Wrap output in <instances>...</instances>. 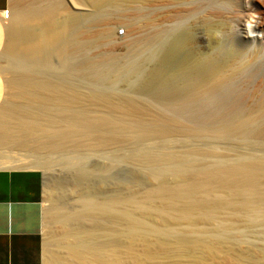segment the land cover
Here are the masks:
<instances>
[{"label":"rangeland","instance_id":"rangeland-1","mask_svg":"<svg viewBox=\"0 0 264 264\" xmlns=\"http://www.w3.org/2000/svg\"><path fill=\"white\" fill-rule=\"evenodd\" d=\"M55 3L56 0H12L18 17L24 18L36 12L40 5L49 7L58 24L64 15L57 4L54 7ZM238 3L236 0L231 5L218 4L217 0H158L144 4L139 12L137 7L140 5L126 6L120 1L104 10L106 23L108 20L109 23L117 22V18L129 15L144 17L140 23L143 28L138 35L142 37L139 43L142 45L130 52L112 49L110 39L98 36L89 45L79 48L71 37L75 31L73 25L70 30L73 33L69 31L59 35L55 42L48 41L53 44L42 42L40 47L43 52L27 49L22 62L14 63L20 64L19 68L8 66L9 61L5 58H13L14 55L5 52L0 66L11 68V81L18 83H11V92L7 94L10 102L6 104L11 105L8 113L12 112L11 120L14 121L10 120L11 126L7 125L11 132L1 135L11 137V143L0 140V160L11 163L9 166L4 164V167L32 168L43 173V235L44 241H49L44 242L45 253L51 246L50 238L60 227L57 221H53L47 224L51 225L49 228L45 225L46 220H51L57 211L66 209L73 212V209L83 208L86 199L78 189L70 190L69 185L72 178L85 169L93 184L105 191L113 190V184H116L103 182L107 175H119L121 179L126 176L123 181L135 176L145 178L147 184L142 186L144 188L133 190L131 185H127L123 191L139 202L146 200L147 191L156 188L162 181L169 182V177L172 180L168 183L169 187L189 184L197 187L196 190H203L199 192L202 193L200 197H208L209 194L204 191L212 187V200L221 201L222 206L215 216L199 218L198 225L196 223L197 226L192 227L201 226L208 231L221 229L223 234L227 232L224 238L240 246V250L249 249L253 257L264 263V41L255 45L246 39L242 26L248 11L240 5L241 1ZM87 9L79 7L80 11ZM260 15L264 25V6ZM104 26L95 24L98 30ZM120 29V35L126 36L123 34L126 28ZM211 29L217 30L218 35L211 33ZM116 32L119 33V27ZM182 41L190 42L188 44L196 58L200 59L201 66L198 69L194 67L190 77L176 76L169 83L170 87L147 86L146 80L152 77L150 74L166 64L170 48L175 42ZM211 67L222 70L216 80H210L208 86L205 85L206 89L205 86L197 89L190 84L197 76H205ZM168 68L164 70V75L169 78L171 70ZM21 81L46 82L48 85L34 86L29 82L21 84ZM20 89L30 92L27 91V95L21 92V98ZM32 90L38 96L30 94ZM37 90L40 93L43 90L41 95ZM59 92L63 99H58ZM28 94L33 96L29 99ZM42 94L49 99H42ZM26 122L31 124L28 125L30 129ZM22 141L24 143L21 144ZM43 141L49 146V142H58L52 148L48 145L47 148L38 147L37 143ZM7 154L11 157L8 158ZM67 187L70 192H67ZM226 197H234L239 202L236 208L228 206L230 203L225 201ZM248 199L252 203L256 201L252 208L243 203ZM193 216L199 217L198 214ZM171 220L169 225L175 229H184L188 223L178 216H173ZM98 230V241L113 237L105 229L100 230L105 233ZM246 260L243 264L254 263L249 258Z\"/></svg>","mask_w":264,"mask_h":264},{"label":"bare ground","instance_id":"bare-ground-1","mask_svg":"<svg viewBox=\"0 0 264 264\" xmlns=\"http://www.w3.org/2000/svg\"><path fill=\"white\" fill-rule=\"evenodd\" d=\"M120 1L124 2V4H126V6L130 5V4H136L138 6L140 5L139 7H137V10L140 12L141 7L144 8V6H143L144 4L151 3L154 1H158V0H70V2L65 1V0H56L54 7H56V4H57L58 7H60V10L61 9L63 10L62 12L64 15V16L62 15L64 18L58 24L54 20L55 19L54 13L51 12L50 9H49L50 11L48 10L49 7L45 8V7L39 5L38 10L36 12H34V13L24 17V18H20L17 16L16 10H15L17 7L15 8L14 6H12L11 16H10V18L6 24H7V28H9L8 30H10L8 35H7L8 36L7 45L8 44L10 45V48H11L10 52L14 56H13V58H11V56H10L11 59H9V57L5 58L6 61H9L8 66L12 65V67L19 68L20 64H18V63L22 62L24 54H25L24 52H26L27 49L31 48L34 51L36 50L38 53L41 52L43 50L40 47V46H42V44H41L42 42L47 43L50 40L54 41V39L58 38L59 35H62V34L64 35V34L68 33L71 30L72 25L75 28V31H74V33H73V30H72V32L70 31L71 33H73L71 35V37H72V40L76 41L78 46H80L79 48H81V47L84 48V46L89 45L92 42L93 38L95 36H98L101 39H110L111 43L109 45L112 47V49H115V50L119 49L121 51L126 50V51L130 52L131 50L135 49L136 46L142 45V44H139L141 41V39H140L141 36L138 37V35H139V31L142 30V28H143V25H140V23L142 21V18H144V17H142L141 15L137 16V17L127 15L128 17L117 18L116 19L117 22H110L109 23L110 20H108V22L106 23L107 19H106V15H104V10L108 6L114 5ZM236 1H237V3H238V1H241L240 5L242 4L243 7L245 8V10L248 11V13H246V15H245L246 20L243 22L244 24L242 26V30L245 33L244 35L247 36L246 39L248 41H250V43H252V44H255L256 42H259V41H264V25L261 22V15H260V11L264 6V0H236ZM51 3H52V1H51ZM217 3L218 4H224V5H231V4H234V0H222V1L217 0ZM120 5H121V3H120ZM79 7H85V9L86 8H88V9L86 11H82V10L80 11ZM234 8H235V6H234ZM105 13H106V11H105ZM132 17H134V18H132ZM243 18H245V17L243 16ZM73 23L75 24V26ZM96 23H101V24H104L105 26L103 29L100 28L101 30H98L97 28H95ZM240 23H242V22L240 21ZM20 25H22V26L20 27ZM249 25L251 27H249ZM117 27H119V33L116 32ZM122 27L126 28V30L123 31V34H126V36H124V37H122L120 35V31H121L120 28H122ZM215 29L214 30L211 29V33H215V35H216L217 30H215ZM236 29H239V28H236ZM219 31H221V30H219ZM191 34H189V35H191ZM219 34H220V32H219ZM217 35H218V33H217ZM259 35H262V36H259ZM191 36H190V38H191ZM213 37L216 38L217 36H213ZM142 40H144V39H142ZM67 41H68V39H67ZM186 41H188V40H186ZM48 43L53 44L51 42H48ZM188 43H190V42H185V41L183 42L182 41L180 43L178 42L177 44L175 42V45H173L174 47L172 49L170 48L171 51L169 52V54H167V59H165L166 64L165 63H164L165 65L163 64L165 67L162 66L158 69L156 68L152 72L154 75L152 73L150 74V75H152V77L149 78L148 80H146L147 86L153 85V86H157L160 88L164 87V86L167 87V85H169V83L172 80H174V78L176 76H178V77L183 76L184 78H187V76L190 77L191 76L190 72L192 73L193 68L197 66L196 69H198V66H201L202 63H200V59L196 58V55H194L192 48H190V45ZM66 44L68 45V43H66ZM48 53H49V50H48ZM114 53H116V52H114ZM11 60L13 61L12 64H11ZM192 61H193V63H192ZM15 62H18V63L14 64ZM201 62H203V60H201ZM206 62H207V60H206ZM194 63H195V65H194ZM8 66L7 67H1L0 66V67H1V69L5 68V70L9 69L11 72V68H8ZM189 66H190V68H189ZM168 67L171 70V72H170L171 75L169 76V78H168V75H167V77H166V75H164V70L166 71V69ZM208 70H209V72L206 71L205 72L206 75L204 74L205 76H203V75L201 77L197 76V78H195L196 77L195 76L194 77L195 79H192L191 80L192 83H190V84H192L193 87L194 86L197 87V89H198V87L200 88V87H203L205 85L208 86L207 85L208 82L210 80L215 79L217 76H219L221 74L220 72L222 69L220 70L218 68H212L211 67V69H208ZM6 72L8 73V71H6ZM6 75H8V74H6ZM10 75H11V73H10ZM12 78H9V79H12ZM6 79H7V76H6ZM9 79H7V80H9ZM4 80H5V78H4ZM28 82L30 83V85H34V86L35 85L43 86L46 84L48 85V83H46V82H39V81L38 82H36V81H21V84H25V83L28 84ZM9 83H12V85H15L18 82L16 80H12V81L9 80ZM10 85L11 84H9L8 86H10ZM192 85H190L189 87L191 88ZM206 86L204 87L205 89H206ZM6 87H7V84H6ZM169 87H170V85H169ZM193 89L195 90L196 88H193ZM7 90H9V89H7ZM27 91H26V89H24V92H26V95H27ZM32 91L30 94L33 93V95L38 96L37 93L35 94V92L34 91L32 92ZM42 91H41V93H42ZM201 91H202V89H201ZM21 92H22V89H20V94H19L20 97L22 96ZM24 92H22V93H24ZM29 92L30 91H28V93ZM36 92H38V90ZM44 92H46V94H47V91L44 90ZM52 92L53 93H51V95L53 96L54 90ZM38 93H40V90ZM41 93H40V95H41ZM48 93H49V91H48ZM57 93H56V95H57ZM174 93H175V91H174ZM170 95H171V93H170ZM28 96H29V94H28ZM32 96L30 95L29 99ZM58 96H59L58 99L59 98L63 99V96H62V94H60V92H59ZM43 97L46 98L47 96H43V94H42V99H44ZM24 98L26 99L28 97H24ZM34 98H35V96H34ZM34 98H32V99L34 100ZM36 98L40 99V97H36ZM47 98L49 99V96ZM53 99L55 100V98H53ZM56 99H57V97H56ZM6 101H8V100H6ZM8 102H10V100ZM10 108H11V105H8V104H6L2 108H0V140L2 139L5 141H10V143H11V137H9V136L3 137L4 135L1 136L3 133L8 134V132H11V131H9L10 127L9 128L7 127V125L11 124L10 120L12 119V117H11L12 112L8 113V110ZM29 120H31V119H29ZM11 121H14V119ZM19 122H21V121H19ZM27 123L28 122H26L25 125H27ZM28 125H31V124H28ZM9 126H11V125H9ZM28 128H29V126H28ZM17 130H19V129H17ZM29 140H31V139H29ZM39 141H41V140H39ZM30 142H33V141L31 140ZM57 142L56 141L53 143L49 142L51 146H49V144H46L44 141L40 142V143L38 142L37 143L38 145L37 144L36 145L38 147H45V148H47L46 146L48 145V147L52 148L56 145ZM22 143H24V141H22L21 144ZM28 143H26V144H28ZM7 147H9V146L7 145ZM8 149H10V148H8ZM8 154H9V152H8ZM154 155H156V154H154ZM5 157H4V159H5ZM9 157H11V156L8 155V158ZM2 160H0V168H11V167H4V164H6V162H4ZM110 160L112 161V159H110ZM9 164L11 165V163H9ZM9 164H6V166L7 165L9 166ZM73 167H74V165H73ZM86 169H88V168H86ZM82 171H84V172H82ZM82 171H81V173L76 174L74 178H72L73 180H72V182H70L69 188H72L70 190H73L75 188L78 189L80 191L79 194L84 196V200L86 199V201H87V200H89V198H90V200L87 203H86V201L83 203V208L81 207L82 209L76 208L77 210L74 211V209L72 208L73 212H67L66 209H64L63 211H57V212H55V215L52 217L51 220H49L48 222L46 220L45 225H47L49 223L51 224V222L54 223L53 221H55V222L57 221V223H59L60 227H59V229L57 227L58 230L57 231L54 230L55 232L52 230V232H54V233H53V236L51 235L52 237L50 238L51 239L50 240L51 246L49 245L50 247L47 249V251L45 253L44 264H243L244 260H246L247 258H249V260H252V262H254L253 264H264V263H261L260 261H258L257 260L258 258L253 257L254 254H251L250 252H248L249 249H248V251L240 250L238 248L240 246L237 247L234 245V243L230 239L224 238V234L226 236L227 232L223 234L220 231L221 229L217 230L214 228V229H212L214 231H211V230L208 231L207 228L205 229V228H202L201 226L200 227H192V226L196 225V223L198 225V221L200 220L199 218L210 217L211 215H214L215 213H217L218 210L221 208V206H222V205H220L221 201L217 202L218 200H212V196L214 195L213 194L211 196V194L213 192L212 187L209 190H205L203 188L205 190L204 193L209 194V195H207L208 197H205L206 196L205 194H204L205 196L200 197L199 192H202L203 190H201V189H200L201 191L196 190L197 187L189 186V184H188V186H180L179 185L178 188H176L177 185L176 186L173 185L175 188L169 187L168 183H170L171 179H170V177H169V179L167 177L166 179H168L169 182L168 181H165V182L160 181L161 184L158 183V184H160L159 186H156V188H153L150 190L148 189L149 187H147V189L149 191L146 192V195H147L146 200H144L143 202H139V201H136V199L133 200L131 198V196H128L127 193L123 192V191L126 190L125 187L127 185H131L132 188H134L133 190H137V189H140L142 186H146L147 180L145 178L143 180L140 177L135 176L131 180L123 181L122 179H124L126 176H124V178L121 179V177H119V175L114 174V175H111L110 177L107 175L106 176L107 178L103 179V182H107V181L108 182L109 181L116 182V184H113V185H115L116 189L114 188L111 191H107V190L105 191L102 187H101L102 188L101 189V188H99V186H96L95 184H93V182L90 180L91 178L89 179L88 171H86L85 169ZM89 171L91 172V170H89ZM129 171H127V172H129ZM171 171H174V170H171ZM76 172H77V170H76ZM164 172H166V171L164 170ZM144 173H142V174H144ZM156 173H158V172H156ZM161 174H160V176H161ZM141 176H143V175H141ZM173 176H175V175H173ZM173 176L171 178H173ZM101 182H102V180H101ZM185 183H183V184H185ZM102 184H104V183H102ZM173 184H175V183H173ZM180 184H182V183H180ZM53 185H55V184H53ZM50 186H52V185H50ZM61 186H62V184H60V187ZM147 186H149V185H147ZM54 188H56V187H54ZM65 188H66V186H65ZM65 188H64V190H65ZM142 188H144V187H142ZM209 188H210V186H209ZM230 189L232 190V188H230ZM58 190H59V188H58ZM141 191H143V190L141 189ZM246 191H249V190H246ZM67 192H70L68 190V187H67ZM67 192L65 191V193H67ZM108 192L109 193L112 192L111 195H107ZM225 192H227V191H225ZM58 193L60 194V192H58ZM58 193H57V195H58ZM65 195H67V194H65ZM236 195L238 196V194H236ZM246 195H248V194H246ZM210 197H211V199H210ZM59 198H60V196H59ZM62 198H64V197H62ZM81 198H83V197H81ZM226 198H227V200H225V199L224 200L226 202L230 203V204H228V206L233 205V207L236 208V203H239V202L235 201V199H233V198H230V199L228 197H226ZM244 199H245V197H244ZM257 199H258V197H257ZM60 200H61V198H60ZM221 200H222V198H221ZM252 200H254V198ZM252 202L253 201H251V199L243 201L244 205H246L249 208L250 207L252 208L255 205L256 201L254 203H252ZM71 205H72V203H71ZM69 208H71V207H69ZM132 209H134V210H132ZM135 209H137L138 211ZM174 212H177V213L174 214ZM195 214H198L199 217L198 218L195 216L191 217L192 215H195ZM173 216L174 217L178 216V217H180V219H184V220L188 221L187 226L184 227V229L180 228L179 226L178 227L180 229H178V228L175 229L174 227L172 228L171 225H169V224H171L169 222V220H171V218ZM84 219H86V220H84ZM184 220H182V221H184ZM178 222H180V221H178ZM172 223H173V221H172ZM59 225L57 224V226H59ZM223 226L225 228H227L225 223ZM48 227L51 228V225ZM97 228L100 230L105 229V230L109 231L110 236H113V237L111 239L106 240V241L105 240L104 241H102V240L98 241L97 235H96V229ZM100 230H98V231L104 232V231H100ZM52 232L50 234H52ZM187 232H190V234H188ZM191 232H193V233H191ZM228 232H229V227H228ZM107 235L109 236V233H107ZM45 236H47V235H45ZM45 238H47V237H45ZM46 240H48V239H45V241ZM46 242H49V241H46ZM237 244L239 245V243H237ZM262 253L264 254V249H263ZM220 254H222V255H220Z\"/></svg>","mask_w":264,"mask_h":264},{"label":"crops","instance_id":"crops-1","mask_svg":"<svg viewBox=\"0 0 264 264\" xmlns=\"http://www.w3.org/2000/svg\"><path fill=\"white\" fill-rule=\"evenodd\" d=\"M11 6L12 0H0V61L6 53L11 55L7 45L10 30L4 19ZM10 73L0 67V108L9 101ZM43 201L44 177L40 170L0 168V264H44Z\"/></svg>","mask_w":264,"mask_h":264},{"label":"built area","instance_id":"built-area-1","mask_svg":"<svg viewBox=\"0 0 264 264\" xmlns=\"http://www.w3.org/2000/svg\"><path fill=\"white\" fill-rule=\"evenodd\" d=\"M10 16H11V10L10 9L9 10H6L5 13H4V19L6 21H8L9 18H10Z\"/></svg>","mask_w":264,"mask_h":264},{"label":"clouds","instance_id":"clouds-1","mask_svg":"<svg viewBox=\"0 0 264 264\" xmlns=\"http://www.w3.org/2000/svg\"><path fill=\"white\" fill-rule=\"evenodd\" d=\"M249 27H251V26L249 25Z\"/></svg>","mask_w":264,"mask_h":264}]
</instances>
